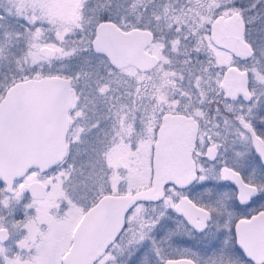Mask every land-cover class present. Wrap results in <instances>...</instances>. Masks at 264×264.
Instances as JSON below:
<instances>
[{"label": "snow or ice", "instance_id": "1", "mask_svg": "<svg viewBox=\"0 0 264 264\" xmlns=\"http://www.w3.org/2000/svg\"><path fill=\"white\" fill-rule=\"evenodd\" d=\"M0 264H264V0H0Z\"/></svg>", "mask_w": 264, "mask_h": 264}]
</instances>
